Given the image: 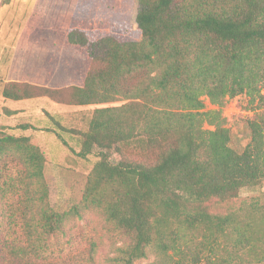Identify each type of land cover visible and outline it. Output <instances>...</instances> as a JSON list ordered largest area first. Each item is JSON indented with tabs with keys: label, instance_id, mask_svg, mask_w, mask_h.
<instances>
[{
	"label": "trees",
	"instance_id": "trees-1",
	"mask_svg": "<svg viewBox=\"0 0 264 264\" xmlns=\"http://www.w3.org/2000/svg\"><path fill=\"white\" fill-rule=\"evenodd\" d=\"M28 21L2 95L107 104L85 131L55 123L97 157L81 202L129 236L111 260L264 264V203L205 204L264 180V0H36ZM236 96L253 111L241 151L221 115ZM44 162L0 132V264H93V241L57 238L72 211L52 207Z\"/></svg>",
	"mask_w": 264,
	"mask_h": 264
},
{
	"label": "rangeland",
	"instance_id": "rangeland-1",
	"mask_svg": "<svg viewBox=\"0 0 264 264\" xmlns=\"http://www.w3.org/2000/svg\"><path fill=\"white\" fill-rule=\"evenodd\" d=\"M36 0H0V132L29 135L45 154L44 177L49 187V200L57 211H72L65 219L57 238L61 242L78 235L81 248L94 242L93 264H115L111 258L119 246L129 241V236L108 221L100 208L85 206L81 202L82 190L95 155L77 154V135L59 128L55 121L66 128L85 131L92 110L105 104L67 105L47 97L15 100L3 97L2 85L13 60L16 46L24 35ZM247 96L225 102L222 107L224 124L230 128L229 145L241 151L249 141L246 116ZM122 100L110 104L121 103ZM207 107V106H206ZM208 108V107H207ZM7 110H13L10 113ZM253 112V111H252ZM21 124L32 127L22 128ZM58 133L61 135L58 136ZM66 142V144H65ZM3 182H0V186ZM264 203V180L242 187L234 198L219 200L211 198L205 204L210 212L225 213L244 201ZM77 209V212L75 210ZM158 259L153 250L137 264H152Z\"/></svg>",
	"mask_w": 264,
	"mask_h": 264
},
{
	"label": "built area",
	"instance_id": "built-area-1",
	"mask_svg": "<svg viewBox=\"0 0 264 264\" xmlns=\"http://www.w3.org/2000/svg\"><path fill=\"white\" fill-rule=\"evenodd\" d=\"M237 97H240V96H236V97H234V98L225 97L224 100H225V102H226V100H227V101H228V100H229V101H232V100L236 99ZM202 99H204L203 101H204V103H205V106H207L208 108H216V106L210 104L209 99H208L207 97H203ZM207 107H206V108H207ZM222 107H223V106H222ZM242 112L245 113L246 116H251V114H252L251 111L242 110Z\"/></svg>",
	"mask_w": 264,
	"mask_h": 264
}]
</instances>
